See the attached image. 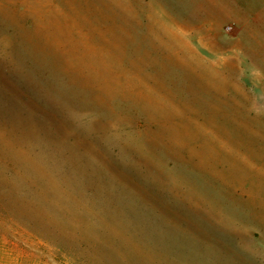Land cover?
Wrapping results in <instances>:
<instances>
[{"label":"rangeland","instance_id":"1","mask_svg":"<svg viewBox=\"0 0 264 264\" xmlns=\"http://www.w3.org/2000/svg\"><path fill=\"white\" fill-rule=\"evenodd\" d=\"M0 264H264V0H0Z\"/></svg>","mask_w":264,"mask_h":264},{"label":"crops","instance_id":"2","mask_svg":"<svg viewBox=\"0 0 264 264\" xmlns=\"http://www.w3.org/2000/svg\"><path fill=\"white\" fill-rule=\"evenodd\" d=\"M218 6V4H216ZM251 31H240L238 35L222 33L220 36L205 40L211 45L198 41L197 45L188 47L189 61L192 65H255L250 53L255 49L248 44V38H253ZM217 43V44H213Z\"/></svg>","mask_w":264,"mask_h":264}]
</instances>
